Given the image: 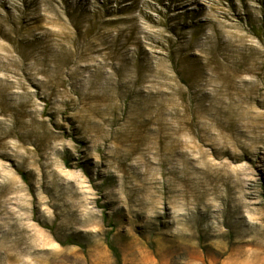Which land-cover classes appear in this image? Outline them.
<instances>
[{
  "label": "rangeland",
  "instance_id": "obj_1",
  "mask_svg": "<svg viewBox=\"0 0 264 264\" xmlns=\"http://www.w3.org/2000/svg\"><path fill=\"white\" fill-rule=\"evenodd\" d=\"M107 237L264 264V0H0V264Z\"/></svg>",
  "mask_w": 264,
  "mask_h": 264
},
{
  "label": "trees",
  "instance_id": "obj_2",
  "mask_svg": "<svg viewBox=\"0 0 264 264\" xmlns=\"http://www.w3.org/2000/svg\"><path fill=\"white\" fill-rule=\"evenodd\" d=\"M22 174V173H21ZM23 175V174H22ZM105 221H107V214L104 213V218H103ZM107 245L109 247V249L111 250L113 256L115 257L116 259V263L117 264H120V255H119V251L116 249V247L114 246V244L110 241V239L107 237ZM68 241H71V240H68Z\"/></svg>",
  "mask_w": 264,
  "mask_h": 264
}]
</instances>
